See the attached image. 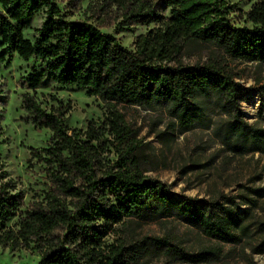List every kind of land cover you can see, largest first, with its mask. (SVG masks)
Instances as JSON below:
<instances>
[{"label": "trees", "instance_id": "obj_1", "mask_svg": "<svg viewBox=\"0 0 264 264\" xmlns=\"http://www.w3.org/2000/svg\"><path fill=\"white\" fill-rule=\"evenodd\" d=\"M90 1L98 10L115 8L125 21L152 27L128 48L93 22L67 19L53 0H0V60L13 53L34 59L21 81L32 91L21 95V108L35 128L51 133L46 146L29 150L30 159L44 164L48 186L32 207L21 210L23 194L0 165V245L34 250L36 264H131L124 241L107 240L131 218L175 215L221 244L236 243L249 231L264 234L258 213L264 186L216 199L171 196L163 182L144 174L141 142L118 108L165 106L179 131H186L208 128L209 112L217 107L223 117L212 131L219 142L238 156L263 155L264 126L242 118L245 89L222 57L184 64L179 56L186 46L206 44L224 58L264 62V0L247 10L227 0H88V7ZM233 11L251 26H236ZM38 12L44 20L31 40L24 30ZM44 78L99 97L103 118L84 129L67 126L69 103L48 110L34 95ZM263 115L264 98L258 116ZM172 135L157 137L168 142ZM110 147L116 158H109ZM15 217L16 228L9 225ZM217 252H200L197 261Z\"/></svg>", "mask_w": 264, "mask_h": 264}, {"label": "rangeland", "instance_id": "obj_2", "mask_svg": "<svg viewBox=\"0 0 264 264\" xmlns=\"http://www.w3.org/2000/svg\"><path fill=\"white\" fill-rule=\"evenodd\" d=\"M53 1L67 19L93 22L128 48H133L138 34L152 27V24L125 21L115 8L98 10L95 1H90L93 4L90 7L88 0ZM227 1L247 10L254 0ZM231 19L236 26H251L238 11L231 13ZM43 20V12L35 14L24 36L34 39ZM209 56L222 57L234 80L244 87L239 104L242 118L249 123L259 121L264 126V115L258 116L264 98V62L224 58L214 46L206 44L186 46L179 60L184 64L202 63ZM35 63L33 58L24 60L16 53L0 60V165L7 171L14 190L23 194L21 210L32 207L48 188L44 164L30 159L29 150L46 146L51 133L35 128L25 119L27 114L21 108V95L32 92L22 87L21 81ZM34 95L48 110L51 106L69 103L64 122L70 128L84 129L90 120L99 122L105 111L99 97L87 96L76 87L58 86L47 78ZM118 108L141 142L139 154L144 174L163 182L171 196L216 199L220 195L237 196L245 186H264V154H232L213 134L212 123L223 117L219 108L214 107L209 112L211 125L208 128L196 126L186 131H179L173 123L174 116L165 106ZM159 132H173V135L170 141L162 142L157 137ZM110 150L109 158H116L113 148ZM260 202L258 213L264 220V198ZM245 207L239 205V209ZM17 221L15 217L9 225L16 228ZM117 228L107 240L124 241L131 264H264V252L259 251L264 248L261 245L264 234L254 231L247 232L236 243L221 244L175 215L155 220L131 218ZM216 248V256L205 254L203 261H197V254ZM38 260L39 255L32 249H9L0 245V264H36Z\"/></svg>", "mask_w": 264, "mask_h": 264}]
</instances>
